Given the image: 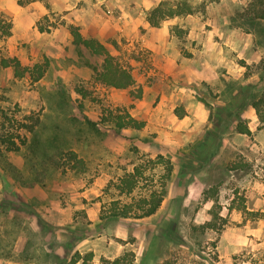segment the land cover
<instances>
[{"label":"rangeland","instance_id":"obj_1","mask_svg":"<svg viewBox=\"0 0 264 264\" xmlns=\"http://www.w3.org/2000/svg\"><path fill=\"white\" fill-rule=\"evenodd\" d=\"M185 2L194 5L196 22L191 37L184 29L177 35V65L159 62L140 36L119 39L107 24L94 28L77 13L72 21L49 11L30 40L0 35L1 106L19 119L40 115L26 145L0 151V264H67L76 251L92 252L94 264L126 251L133 264H264V127L252 106L264 91V18L256 16L264 0L214 8L206 0ZM103 13L115 15L105 4ZM80 20L84 37L103 42L130 67L141 97L95 80L103 57L72 42L69 25ZM13 57L30 70L49 65L35 81L1 64ZM118 109L144 120V128L101 122ZM239 121L250 134L238 131ZM59 150H75L86 169L51 165L46 159ZM157 154L174 167L157 213L101 219L111 201L127 203L150 184L160 187L159 165L139 178L133 194L115 184Z\"/></svg>","mask_w":264,"mask_h":264},{"label":"trees","instance_id":"obj_2","mask_svg":"<svg viewBox=\"0 0 264 264\" xmlns=\"http://www.w3.org/2000/svg\"><path fill=\"white\" fill-rule=\"evenodd\" d=\"M186 10L192 12L191 8L185 9L184 6H177L176 8H173L164 1L151 11L148 15V20L153 26H159L160 21L166 16L186 12ZM256 16L257 18H264V10L257 13ZM12 25L11 21H8L0 15V35L10 36ZM39 30L49 31L48 28L44 27H39ZM69 30L72 36V42L75 45L83 46L92 54L103 57L101 66L93 67V76L95 80L117 89H130L131 94L135 98L141 97V88L138 91L133 89L135 85V78L130 67L123 65L106 44L96 38L84 37L80 31V27L77 25L70 24ZM1 64L4 67L13 66L15 74L18 76H23L25 72L28 71L35 81L40 80L44 76L49 65L47 61L44 63H35L33 68L30 70L28 67H23L19 59L16 57L3 58L1 59ZM85 90L86 89L84 88L77 89L78 93L84 98L87 96V92ZM252 106L254 107L256 114L264 127V91L260 97L252 102ZM0 116L2 117V120L0 121V151L2 149L5 151H19L21 147L27 143V134H33L40 123V115L37 113L25 115L23 119L9 115V113L2 108L1 102ZM7 122L11 124L9 125L10 129L7 128L9 127ZM101 122L108 123L114 126L117 130L129 127L142 129L145 126L144 120H139L132 116L128 111H122L120 109H118L117 112L113 110H107V112H104ZM237 129L239 132L245 134L251 133L249 127L246 124H243L242 121L238 122ZM46 160L51 165L56 167L69 165L70 168H75L79 171L86 169L85 160L79 157L75 150H59L55 154L49 155ZM147 162L148 163L144 165H135L133 171L126 172L123 176L118 178V181L115 183L116 188L122 194H133L139 185V178L146 176L145 174L148 169L152 171L156 170L158 165L161 166L158 172L160 187H155V185L150 184V188L147 190L148 193L146 195L140 196L137 200L132 197L133 200L127 203H121L117 200L111 201L107 211H104L105 207L101 209V219H107L110 217L143 218L153 216L157 213L167 192L166 184L173 174L174 167L171 159L164 154H157L155 158H149ZM151 173V171L147 173V176L151 182H154V173ZM262 216H264V213H262ZM205 226H209L211 228L214 227L212 223H206ZM217 258L216 261H218ZM100 260L101 264H133L135 256L132 251H126L124 254L115 257L114 259L102 257ZM67 264H94L93 253L88 252L86 254H81L76 251L70 257Z\"/></svg>","mask_w":264,"mask_h":264},{"label":"crops","instance_id":"obj_3","mask_svg":"<svg viewBox=\"0 0 264 264\" xmlns=\"http://www.w3.org/2000/svg\"><path fill=\"white\" fill-rule=\"evenodd\" d=\"M45 1L46 4H49V7L45 6V3L40 2V0H31L29 3L22 5L18 3V0H0V14L8 18L13 24L11 35L7 37L9 42L14 40H30L33 35L38 36L41 34L37 30L36 21L49 11L63 12L64 17L66 16L67 18H71V13H77V16L84 20V23L88 22L94 28L107 24L110 26L113 36L119 37V39L125 37L133 41L135 35L140 36L142 38V45L156 51L155 58L159 62L177 65L183 57L176 49L178 45L177 35L183 32L182 30L184 29L187 30L188 37H191L194 33L196 22V12L194 10L192 12L186 10V12L166 16L160 21L159 26H153L148 20V15L151 11L164 1L173 8L184 6L185 9H193L194 5L191 2L190 4L185 2L186 0ZM223 1L225 0H206L205 5L206 8H214L217 5L222 7ZM104 4L111 8L115 15L104 14ZM76 23L77 26L84 25L81 20ZM141 28H145V32ZM80 31L84 34L82 28H80ZM92 36L97 37L96 35ZM217 44L212 47H218ZM209 46L211 45H207V47Z\"/></svg>","mask_w":264,"mask_h":264}]
</instances>
